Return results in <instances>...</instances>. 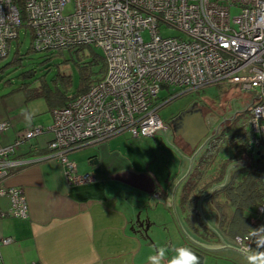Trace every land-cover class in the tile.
<instances>
[{"label": "built area", "instance_id": "obj_1", "mask_svg": "<svg viewBox=\"0 0 264 264\" xmlns=\"http://www.w3.org/2000/svg\"><path fill=\"white\" fill-rule=\"evenodd\" d=\"M68 3L73 9L64 13ZM22 25L39 51L100 48L106 71L66 105L53 108L48 126L33 125L18 131L11 143H0V196L9 201L0 217L25 218L28 213L22 189L6 184L10 169L30 161L17 158V146L50 131L47 151L36 160L60 162L69 185L94 182L93 174L77 172L68 153L125 131L141 137L166 130L158 110L168 98L156 103L161 89L231 84L253 91L252 133L245 150L256 153L264 142V0H22L21 11L14 0H0V58ZM161 26L180 34L164 35ZM8 125L0 121V134ZM255 214L264 222V201ZM10 241L4 237L0 244ZM234 242L244 251L253 250L250 235L236 236Z\"/></svg>", "mask_w": 264, "mask_h": 264}, {"label": "crops", "instance_id": "obj_2", "mask_svg": "<svg viewBox=\"0 0 264 264\" xmlns=\"http://www.w3.org/2000/svg\"><path fill=\"white\" fill-rule=\"evenodd\" d=\"M253 97L251 91L250 103L244 112ZM194 109L200 111L210 133L219 123V128L224 124L215 110L206 113ZM241 114L236 110L226 117L232 122ZM190 123L193 128L195 124L201 125V120L194 119ZM235 123L228 132L238 126ZM171 127L164 130L162 141L155 146L157 151L151 149L150 157L144 160L115 151L126 139L122 135H130L127 131L73 149L68 158L76 163L77 172L91 173L96 177L94 182L78 185L67 184L60 162L36 160L47 151L52 137L50 131L36 136L28 144H20L16 148L17 158L30 161L10 169L6 184L22 189L28 213L25 218L0 217V239H11L7 244H0V264H148V257L158 248L166 249L164 264L171 260L176 255L179 235L183 233L171 211L173 194L181 224L192 236L187 231L185 215L179 206L181 184L190 172L175 186L187 172L189 157L193 153L186 143L187 135L183 136L184 130L189 133L190 129L179 122L175 133L174 125ZM13 128L11 140L18 131L28 127ZM145 137L148 136L133 138ZM0 143H3L1 138ZM206 144L194 158L192 167ZM231 152V145L222 142L218 158H229ZM237 169L238 161L232 160L220 187L230 181L232 175L233 181L238 180ZM215 189H209L198 202L208 230L214 233L212 241L202 242L237 246L226 233L233 207L223 191L213 195ZM154 192H159L158 197L153 195ZM8 204V199L0 196V212H5ZM248 213L254 214L252 211ZM161 225L165 232L158 230ZM259 225L257 230H264V222ZM162 239L165 244L161 243ZM262 247L248 252L259 256L264 251ZM200 253H211L233 264H250L248 259L232 250H201Z\"/></svg>", "mask_w": 264, "mask_h": 264}, {"label": "rangeland", "instance_id": "obj_3", "mask_svg": "<svg viewBox=\"0 0 264 264\" xmlns=\"http://www.w3.org/2000/svg\"><path fill=\"white\" fill-rule=\"evenodd\" d=\"M72 9L73 5L68 3L64 8V13H68ZM235 13V9L231 10L232 15ZM160 33L164 35L180 34L178 30L165 26L160 27ZM142 37L147 40L149 36L146 32H142ZM30 46L31 36L27 30L21 27L18 29V37L10 40L6 56L0 59V67L8 64L3 71H0V121H9L8 128L0 134L3 142L1 144L13 141L10 138L15 126L17 128H30L33 125L46 126L51 122V113L47 111L42 98L27 102L24 100L22 92L17 90L23 83H26L27 86H30L31 82L32 85H37L39 80L43 78L50 86H54V83L56 86H61V82L56 76L63 74L69 78L67 94L71 95L76 92L77 87L83 82V73L88 74L87 81H94L101 75V64L92 61L94 56L102 55L100 48L84 46L78 50H76L77 48L71 50L63 49L58 54L55 50L33 52L30 51ZM16 48L19 51L17 55H15ZM91 49L94 53H91ZM14 56L21 58V60L14 63ZM47 66L49 67L47 68ZM32 70L34 74L29 76ZM53 79L57 80V83L55 81L53 83ZM250 95L251 91L242 90L236 86L233 87L231 84L208 85L190 91L169 87L168 89H161L157 94V105L168 98L166 103L164 102L159 108L158 116L164 124L171 126L173 125L174 116L195 107L206 113L215 110L223 119H227L226 116L232 115L238 110L242 113L237 119L238 128H241L248 118L249 112L244 111L250 103ZM164 132V130H158L155 134L141 139H135L130 135L124 134L122 135L126 138L124 143L119 144V148L117 147L115 151H119L120 154L130 158L148 159L151 149H154V152L157 151L155 146L162 141L161 137L164 136ZM33 138L24 141L23 144H28ZM18 147L20 146H17V149ZM256 150L264 154V142L257 146ZM159 153L160 151H158ZM251 216H256V214L252 213ZM158 230L165 232L162 225L158 227ZM179 231L181 232L180 228ZM182 236L179 235L180 239L176 242L178 243L177 249L181 247L192 249L193 247L183 233ZM161 243L165 244V240L162 239ZM202 256L201 264H233L211 253H205Z\"/></svg>", "mask_w": 264, "mask_h": 264}, {"label": "trees", "instance_id": "obj_4", "mask_svg": "<svg viewBox=\"0 0 264 264\" xmlns=\"http://www.w3.org/2000/svg\"><path fill=\"white\" fill-rule=\"evenodd\" d=\"M14 1L18 9L21 11L22 0ZM22 27L25 29L24 25H22ZM25 30H27L31 36V32L28 29ZM85 46L92 48V46L89 45ZM82 47L84 46H67L39 51L34 49L31 44L30 51L46 52L55 50L58 54H60L63 49L71 50L77 48L76 50H78ZM18 53V48H16L15 55ZM91 53H94V51L92 50ZM102 55L94 56L92 59L93 62H99L101 64L100 77L94 81H87L88 74L83 73V82H81L77 87L76 92L71 95L67 94L69 78L67 75L63 74H58L56 76L59 78L61 86H56L54 81L56 82L57 80L55 79H53L54 86H50L42 78L39 80L37 85H32L31 82L30 86H27L26 83H23L19 88H17V90L22 92L26 102L42 98L45 102L47 111H51L55 107L64 106L67 104L69 99L81 92H84L93 82L103 77L106 71V63L104 56ZM14 60L15 63L16 61H20L21 58L14 56ZM6 66L0 67V71H3ZM48 67L49 66H47V68ZM33 74L34 71L32 70V73L30 72L29 76H32ZM249 107L246 110L249 112V117L241 128L236 126L235 129L228 132L232 127V123L237 122L236 118L234 121L228 122L225 127L221 128L218 133L207 142L204 151L198 156L190 173L181 184L179 206L185 215V225L188 229L187 231L197 240L210 242L212 241V237L214 235L213 232L208 230L205 221L202 218L198 202L209 189L223 182L226 176V171L228 170V165L232 160H234L238 161V169L236 171L238 172V180L233 181L232 175L230 181L223 184L222 187L216 188L213 192V195H217L219 191H223L226 194L230 205L233 207L231 218L226 226V233L232 237L233 240L236 236L250 235L252 237L253 249L264 246V234H261L264 230H257L262 221L258 220L256 216H251L248 213L250 211L253 212L256 209V206L264 201V182H262L264 157L261 156L262 153L259 150H256L259 151V153H249L245 150L246 143L252 133L249 124L251 115ZM222 142H227L231 145L232 152L229 158H218ZM209 165H212V168H208ZM193 248L201 252L200 249L196 247Z\"/></svg>", "mask_w": 264, "mask_h": 264}, {"label": "water", "instance_id": "obj_5", "mask_svg": "<svg viewBox=\"0 0 264 264\" xmlns=\"http://www.w3.org/2000/svg\"><path fill=\"white\" fill-rule=\"evenodd\" d=\"M194 119H196V121L198 119H200L201 125L195 124V127L192 128L190 125L191 124L190 122H194ZM225 120H228V119L224 118L222 121H225ZM229 121H231V120L229 119ZM173 122H176V123L179 122L181 125L183 124L184 126H186L187 130L190 129L189 133H187L184 130L183 136L186 137V135H187L188 139H186V143L189 145L190 149L193 151V153L189 157L190 158L189 159V161H190L189 168H187V172L177 182V184L175 186V188H176L178 186V184L190 172L192 164H193V160L196 157V155L199 153V151L202 150V148L205 146V144L208 142V140H210L213 136H215L218 133V131H219L218 128L220 126V123L217 125V127L213 131V133L209 134V128H210L209 125L207 124L205 119L200 114V111L199 110L197 111L194 108L179 113L177 118L174 119ZM200 141H202L201 144L199 146H197V144ZM219 187H220V184L214 186L213 188H219ZM171 207H172L173 215L176 219V222H177L180 230L183 232L184 236L186 237V239L188 240V242L191 244L192 247H196V248L203 250L205 252H215V251L222 250V249L232 250V251L238 253L240 256H242L246 259H248V257L251 256V257H254L258 261V264H264V251H262V253H259V256H257V255H254V254L248 252V251H244L235 245H229V244L224 243V244L218 246V245L204 243L200 240L195 239L194 237H192L191 235H189L185 231V229L183 228V226L181 224V221H180V218H179L178 213L176 211V207H175V203H174V194L171 197ZM262 249H264V247H262ZM191 250L198 257V264H201L202 258H203L202 254L194 248H192Z\"/></svg>", "mask_w": 264, "mask_h": 264}, {"label": "clouds", "instance_id": "obj_6", "mask_svg": "<svg viewBox=\"0 0 264 264\" xmlns=\"http://www.w3.org/2000/svg\"><path fill=\"white\" fill-rule=\"evenodd\" d=\"M166 260V249L158 248L153 255L148 257V264H164ZM250 264H258V261L249 256ZM166 264H198V257L190 248L181 247L176 249V255L166 262Z\"/></svg>", "mask_w": 264, "mask_h": 264}, {"label": "flooded vegetation", "instance_id": "obj_7", "mask_svg": "<svg viewBox=\"0 0 264 264\" xmlns=\"http://www.w3.org/2000/svg\"><path fill=\"white\" fill-rule=\"evenodd\" d=\"M176 117H177V115L174 117V119H175ZM248 117H249V116H248ZM228 122H229V120H225V121H224V124L222 125L221 128L225 127L226 124H227ZM172 124L174 125V128H173V129H174V133H175L176 130H178V122H177V123H176V122H173ZM166 125H167V124H166ZM167 127L169 128L168 125H167ZM170 127H171V126H170ZM171 128H172V127H171ZM221 128H218V129L220 130ZM209 130H210V129H209ZM212 132H213V131H212ZM212 132H211V133H212ZM211 133L209 132V134H211ZM209 134H208V135H209ZM256 152H259V151H256ZM261 156L264 157V154H262ZM253 212H254V214H255V210H254Z\"/></svg>", "mask_w": 264, "mask_h": 264}]
</instances>
